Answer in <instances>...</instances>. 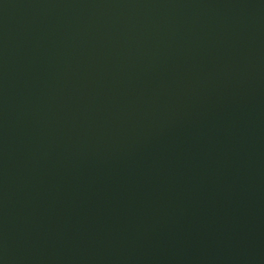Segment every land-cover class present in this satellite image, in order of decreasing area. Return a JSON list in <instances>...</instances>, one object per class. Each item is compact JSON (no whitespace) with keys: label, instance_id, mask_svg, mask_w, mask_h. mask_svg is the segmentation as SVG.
<instances>
[{"label":"water","instance_id":"95a60500","mask_svg":"<svg viewBox=\"0 0 264 264\" xmlns=\"http://www.w3.org/2000/svg\"><path fill=\"white\" fill-rule=\"evenodd\" d=\"M0 264H264V0H0Z\"/></svg>","mask_w":264,"mask_h":264}]
</instances>
